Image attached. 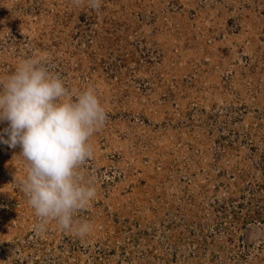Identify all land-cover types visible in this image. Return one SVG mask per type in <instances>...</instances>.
Segmentation results:
<instances>
[{
  "label": "rangeland",
  "instance_id": "374dc122",
  "mask_svg": "<svg viewBox=\"0 0 264 264\" xmlns=\"http://www.w3.org/2000/svg\"><path fill=\"white\" fill-rule=\"evenodd\" d=\"M29 58L107 122L84 238L36 234L22 149L0 142V264H264V0H0V79Z\"/></svg>",
  "mask_w": 264,
  "mask_h": 264
},
{
  "label": "clouds",
  "instance_id": "9594fccd",
  "mask_svg": "<svg viewBox=\"0 0 264 264\" xmlns=\"http://www.w3.org/2000/svg\"><path fill=\"white\" fill-rule=\"evenodd\" d=\"M72 2L99 11L102 0ZM5 121L7 139L0 136V142L22 149L27 170L21 188L39 219L36 234L54 221L84 238L91 225L77 224L74 216L95 198L96 190L80 169L93 156L91 138L107 122L95 90L75 93L44 64L25 59L0 79V122Z\"/></svg>",
  "mask_w": 264,
  "mask_h": 264
}]
</instances>
